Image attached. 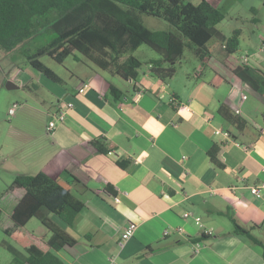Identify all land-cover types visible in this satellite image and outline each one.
Returning <instances> with one entry per match:
<instances>
[{
  "label": "crops",
  "instance_id": "1",
  "mask_svg": "<svg viewBox=\"0 0 264 264\" xmlns=\"http://www.w3.org/2000/svg\"><path fill=\"white\" fill-rule=\"evenodd\" d=\"M208 1L225 13L217 26L223 35L241 29L235 53L213 40L209 59L191 54L164 81L147 71L136 81L122 80L78 61L80 66L66 68L64 75L47 65L61 79L47 78L51 107L35 113L37 118L30 112L19 119L23 110L16 115L15 110V125L0 133V229L5 235L24 193L8 190L14 176L63 169L59 184L84 204L70 226L62 225L76 240L57 252L65 264H264L258 245L232 233L235 222L264 243V196L250 192L251 185L264 183V0ZM240 20L254 24L247 37L231 22ZM142 49L147 60L156 58ZM238 66L247 67L259 82L257 90L234 74ZM38 73L33 81L27 72L23 86L37 89L45 77ZM216 75L223 78L217 85L212 82ZM109 83L122 91L118 100L107 95ZM67 101L73 107L48 131V121ZM221 104L234 112L239 107L242 127L218 113ZM93 140L107 152L98 151ZM214 144H221L222 168L209 158ZM119 159L126 167L117 164ZM130 222L136 229L120 244ZM24 229L48 237L31 219ZM147 247L152 251L142 255ZM10 259L0 250L1 264Z\"/></svg>",
  "mask_w": 264,
  "mask_h": 264
},
{
  "label": "trees",
  "instance_id": "2",
  "mask_svg": "<svg viewBox=\"0 0 264 264\" xmlns=\"http://www.w3.org/2000/svg\"><path fill=\"white\" fill-rule=\"evenodd\" d=\"M251 12L255 13L256 8L252 7ZM143 15L166 20L173 30L149 29L143 23ZM224 18L223 10L208 0H0V48L11 50L26 45L23 53L29 65L55 82L61 79L39 59L42 55L57 63L72 56L97 72L123 80L136 81L141 71H147L164 81L176 73L185 49L200 61L211 56L212 40L224 44L228 53L238 50L241 29L223 35L217 25ZM142 44L158 56L142 61L133 55ZM233 71L242 83L259 88L247 67L238 66ZM222 80L216 75L212 82L217 85ZM107 95L118 100L122 91L109 83ZM218 113L237 127L245 123L226 105L221 104ZM91 143L98 151L107 152L98 140ZM220 147L221 144H214L207 151L218 168L223 167L218 158ZM116 162L121 167L127 165L124 160ZM63 173L65 170L60 169L14 176L8 190L14 193L20 189L24 193L10 214L13 228L8 237L13 244L0 243L11 254L6 264H65L57 252L73 246L76 240L62 225L70 226L84 204L69 188L59 184ZM32 218L47 230L45 240L24 229ZM232 233L246 236L258 245L264 260V243L249 229L234 222ZM151 251L147 247L142 255Z\"/></svg>",
  "mask_w": 264,
  "mask_h": 264
},
{
  "label": "rangeland",
  "instance_id": "3",
  "mask_svg": "<svg viewBox=\"0 0 264 264\" xmlns=\"http://www.w3.org/2000/svg\"><path fill=\"white\" fill-rule=\"evenodd\" d=\"M142 19L144 25L149 29L170 30V31L173 30V27L166 20L162 18H158L150 15H143ZM231 22L232 24H237L238 27L244 29L245 37H247L249 29L253 28L254 26V24L251 22H242L241 20L238 22L237 21H231ZM241 41L243 42L244 39L242 38ZM25 47L26 45L24 47L18 45L11 50L0 48V133L7 132L10 129V125H15V121L13 119L14 116L8 114V108L11 107L14 103L17 104V107L15 108L16 110L15 115L19 111L23 110L18 115L19 119L28 116L30 112H32L30 114L31 117L37 118L35 113H38L39 110L41 109L46 111L47 108L51 107L50 106L51 100L49 99L48 96V84L50 83V81L47 78L43 77V79L40 80L41 85L38 84L37 89H35L33 85H30L29 88L26 87L25 85L23 86L22 79L23 77H26L28 75L27 72H29V74L31 72L33 81L38 79V77L36 76L39 75V73L29 65L27 58L23 53ZM142 48H146L147 50H149V52H155L147 45L142 44L135 51H133L132 54L137 55L142 61H147V58H145L146 54L143 53ZM153 54H155L156 57L158 56L156 52ZM191 54L192 53L188 49H185L184 55L182 57L183 64L187 63V58L192 56ZM39 59L46 66L50 65L51 67L56 69V71H58L63 75L66 68L70 66L73 67L76 64H77L76 66H80L79 65L80 63H78L77 60H75L72 56H68L63 63H57L47 55H42ZM7 81L13 82L18 87L8 89L6 87ZM42 96L46 99L44 103L41 100ZM2 183L3 182H1V184ZM31 220L39 224V226H42L36 218H32ZM1 239H4L8 243L13 244L10 241L9 237L5 235L4 232L0 229V240ZM0 250H3L4 252H6V254H8L11 257V254L6 249H4V247H0Z\"/></svg>",
  "mask_w": 264,
  "mask_h": 264
},
{
  "label": "built area",
  "instance_id": "4",
  "mask_svg": "<svg viewBox=\"0 0 264 264\" xmlns=\"http://www.w3.org/2000/svg\"><path fill=\"white\" fill-rule=\"evenodd\" d=\"M242 60H246L245 57H242ZM241 97L242 99H245L246 98V95L245 94H241ZM17 107V104H13L9 110H8V114L9 115H13L14 112H15V108ZM73 107V103L70 102V101H67L63 107L54 115V118L49 120L48 121V124H47V130L48 131H51L55 126H56V122L57 120H62L64 115L66 114V112ZM235 112L236 113H239L240 110H239V107L238 108H235ZM250 192L255 195L256 197H262L264 196V183H259V184H256V185H251L250 186ZM116 200H118L117 197H115ZM194 221L199 224L200 226H202V222H201V219L200 217H195L194 218ZM136 229V223L134 222H130L128 224V226L124 229V231L122 232L121 234V237H120V241L119 243L120 244H123L124 241H126L130 236H132V234L134 233V230ZM180 230V228H178ZM210 232V231H209ZM168 233V231H164V234ZM109 264H116L115 261L111 260L109 262Z\"/></svg>",
  "mask_w": 264,
  "mask_h": 264
},
{
  "label": "water",
  "instance_id": "5",
  "mask_svg": "<svg viewBox=\"0 0 264 264\" xmlns=\"http://www.w3.org/2000/svg\"><path fill=\"white\" fill-rule=\"evenodd\" d=\"M6 87L8 89H12V88H17L18 86L16 84H14L13 82H11V81H7L6 82Z\"/></svg>",
  "mask_w": 264,
  "mask_h": 264
}]
</instances>
